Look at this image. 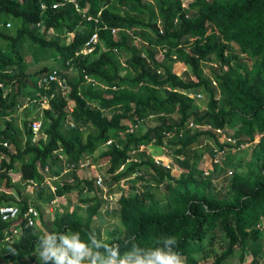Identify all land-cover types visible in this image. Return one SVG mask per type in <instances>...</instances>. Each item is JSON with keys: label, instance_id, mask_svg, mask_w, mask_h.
<instances>
[{"label": "trees", "instance_id": "16d2710c", "mask_svg": "<svg viewBox=\"0 0 264 264\" xmlns=\"http://www.w3.org/2000/svg\"><path fill=\"white\" fill-rule=\"evenodd\" d=\"M76 2L97 20L84 19L69 1L0 0V182L3 180L6 189L18 191L21 181L39 183L37 164L57 166L55 150L63 152L68 160L86 154L97 165V157H102L108 183L123 179L116 206L111 209L116 221L101 237L100 230L90 223L101 206L93 174L77 177L70 172L69 182L55 183L53 192L43 186L39 197L47 201L55 193L74 189L87 206L54 211L48 226L42 223V229L23 226L20 221L18 235L10 239L3 234L10 222L0 219V264H27L31 260V264H43L37 255V237L44 231L77 232L85 242L94 233L109 244H120L121 252L125 251L126 238L151 246L157 238L171 236L177 240L175 251L184 258V264H195L194 254H198L197 259L210 256L208 264H222L238 246L239 261L247 252L250 259L244 264H262L264 0H186L184 6L180 0ZM94 29L105 49L96 45L90 53L78 52ZM66 32L72 36L61 40ZM132 35L146 45L139 48L132 42ZM195 35L198 38H191ZM161 44L167 47V53L156 61L152 49ZM23 46L33 62L54 56V63L29 71L20 51ZM141 49L150 65L141 57ZM115 55H123V65H118ZM175 59L182 60L192 79H183L170 69ZM203 61L210 64L205 71L200 63ZM55 65H70L76 74L68 79L67 96L55 95L41 109L42 134L33 139L29 119H22L19 128L12 113L22 96H32L35 77ZM156 65L161 66L160 73L152 70ZM83 73L95 83L80 85ZM197 91L203 93L201 110L187 95ZM67 101L70 111L65 107ZM149 113L151 117H147ZM144 119L147 123L142 130L124 131L129 124ZM187 119L202 126L184 127ZM215 128H221L232 142L220 141ZM170 131L180 134L166 138L164 132ZM108 138L111 141L105 143ZM151 139L173 154L172 163L180 168L177 175L156 165L144 150L136 149L139 143ZM250 143L244 160L232 155L231 149L237 153L242 145ZM213 144L233 158L229 162L231 174H226L220 191L213 189L209 171L204 174L198 163L204 151L212 155ZM132 149H136L134 153H130ZM220 160L210 163L209 170L225 169ZM147 168L155 181L146 176ZM13 169L20 177L16 182L8 174ZM134 171L139 172L131 175ZM162 181L163 200L151 189V183ZM110 184H106L109 189ZM26 202L21 197L16 200L11 193L0 194V203H17L21 210Z\"/></svg>", "mask_w": 264, "mask_h": 264}, {"label": "built area", "instance_id": "2783aa9c", "mask_svg": "<svg viewBox=\"0 0 264 264\" xmlns=\"http://www.w3.org/2000/svg\"><path fill=\"white\" fill-rule=\"evenodd\" d=\"M63 1H69L72 3L74 9L79 10L81 13V16L84 19H90L92 18L94 21L97 20L96 17L92 16L89 13H86L84 11V8L80 7L76 0H63ZM186 0H180V5L184 6L185 5ZM58 2L54 3V5H57ZM44 5L43 3H40V7L42 8ZM98 13V11H97ZM7 24V22H6ZM110 30L114 33L115 28L112 27L110 28ZM49 33H53V31L49 28L48 29ZM67 34H71V32H66ZM191 38H198V35H195ZM190 38V39H191ZM132 41L134 42V44H136L137 41H139V38L137 36L132 35ZM96 45H98V48L100 50H104L105 47L103 46V44H101L98 40V34L97 31L94 29L90 32V34L88 35V37L86 38V40L83 42L82 47L78 50V52L84 54V53H90L93 51V49L96 47ZM155 50V54L154 57L157 59H160V57L166 52V46L161 44V45H155L154 47ZM140 55L143 56V58L147 61V57L144 55V52L140 50ZM171 57H173V55H171ZM66 69V68H64ZM156 72L159 71V68L155 69ZM63 69L60 68H53L50 69L48 71H46L45 73H42L40 75H38L35 80H34V87H33V91H32V96L27 100L28 102H33L36 104V110L37 113H40L41 109L45 106H47L48 101L50 98L54 97L55 95H60V96H64L65 93L69 90V86L67 85L66 81L62 78L61 73H62ZM83 77L86 80H90L89 77H87L86 75L83 74ZM95 83V82H94ZM211 83L214 84V81L211 80ZM186 93V92H185ZM187 95L191 98H193L194 100H198L202 94L200 91H197L195 93H187ZM66 109L67 111L71 110V103L69 101L66 102ZM152 114L149 113L147 115V117H151ZM70 123V122H69ZM72 124V123H70ZM141 125V120H138L137 123H134L132 125H128V127L124 128L125 132H135L138 129V126ZM184 127H190V128H194V127H199L200 125L193 122L191 119H187L186 121L183 122ZM29 129L32 133V138L34 139L36 136H38L37 134H42L41 132V120H40V116H36V115H32L29 117ZM216 132L221 133V129L220 128H215L214 129ZM175 132L174 131H170V132H164V136L166 138L171 137ZM225 139L227 141H232L233 139H231L230 137L226 136L224 137L223 134H221L220 140ZM109 141H111V138H108L105 143H108ZM153 142V139H151L148 144L145 143H139L137 146V150H144L145 152H148V145L151 144ZM2 144L6 145L5 141H2ZM162 150L166 149L161 146ZM136 149H132L130 151V153H134ZM56 156H57V160L61 161L62 163V167H61V172L64 171H69L71 169H76V168H80V167H89L90 169H95L96 168V163H93L91 161L90 156L86 155V154H82L81 156H78V158L76 160H68L65 158L64 154L61 153L59 150H55ZM224 155V149L223 148H217V147H212V155L209 157V163L212 162H217L220 160V157ZM181 157V155H179ZM132 158V157H130ZM134 159V158H133ZM154 161L156 163H161L164 165V167L170 168V170H175V167L170 165L169 161H161L160 158H158L157 156H154ZM98 166V165H97ZM49 167L50 164L46 163L43 166H38V171L40 173V175L42 176L41 178V182H39V184H41L42 182H48L49 178H53L55 177V173H49ZM209 169V166H204L203 167V172H207V170ZM59 170V169H58ZM9 172V170H8ZM138 172H132L131 175H136ZM227 173H230V169L227 170ZM119 180H123V179H119ZM29 183L32 184H36L37 182L33 181L32 179H28L27 180ZM92 182L94 187L96 188V195L97 197L101 200V198L104 201L103 205L105 210L110 211L112 209V207L114 206V201L116 200L115 198V192H109L107 190L106 185L103 183L102 177L100 175H98L97 173H93V178H92ZM137 185L139 184L138 182L136 183ZM51 191L53 192L54 187H51V185H49ZM123 192H126L127 190V185L125 184L123 187ZM99 191V193H98ZM121 192V190H118L116 193L119 194ZM16 200H18V198H15ZM57 199V195H54L51 199H50V203L55 202V200ZM102 206V203H101ZM39 212L38 209L33 205V203L31 202H26L25 207L21 210L20 205L17 203H0V219L1 220H8L9 223V230H7L6 228L4 229V238L5 239H10V236L16 237L18 235V228H17V224L20 223V221H22V225L23 226H36L38 225L40 219H39ZM16 225V226H15ZM33 261L31 260L30 263H32Z\"/></svg>", "mask_w": 264, "mask_h": 264}, {"label": "clouds", "instance_id": "9594fccd", "mask_svg": "<svg viewBox=\"0 0 264 264\" xmlns=\"http://www.w3.org/2000/svg\"><path fill=\"white\" fill-rule=\"evenodd\" d=\"M199 125L200 127L202 126L201 124ZM175 134L179 135L180 131H176L172 136ZM217 134L219 140L221 134H223L224 137L227 136L222 130L221 133L217 132ZM220 141L227 140L223 138ZM145 144H148V142ZM151 145L159 149L161 148L160 145L153 142L149 144L148 147ZM213 147L217 146L213 144ZM231 150L234 151V149ZM226 152L227 151L224 150V154ZM146 153L156 165H160L167 169L171 175L174 176L178 174L180 168L172 163L173 154L167 149L166 151L160 150L158 153L155 151V155L149 150ZM179 155L181 154H178L177 157L181 158ZM154 156L160 158L161 161H169L170 165L175 167V170H170V168L164 167L163 164L156 163L154 161ZM164 157L166 158L165 160L163 159ZM229 169L230 173H227ZM208 171L209 169L207 172ZM225 172L229 176L231 174V168H227ZM137 182L139 183L138 180L135 181V183ZM123 247L125 251L121 252L120 244H109L104 240L98 239L94 233L89 234L87 242L82 240L80 234L77 232L65 233L44 231L37 237V255L43 264H184V258L179 252L175 251L177 247V240L175 237L161 236L154 240L151 246H142L136 243L134 238H126L123 241Z\"/></svg>", "mask_w": 264, "mask_h": 264}, {"label": "crops", "instance_id": "0c3cea01", "mask_svg": "<svg viewBox=\"0 0 264 264\" xmlns=\"http://www.w3.org/2000/svg\"><path fill=\"white\" fill-rule=\"evenodd\" d=\"M65 36H66V34H65ZM72 36V33L70 34V36H68L69 37V39H70V37ZM135 36V35H134ZM138 37V36H137ZM101 43V42H100ZM102 44V43H101ZM114 50V49H113ZM151 50V49H150ZM155 48L154 49H152V52H153V58L156 60V61H160V60H162V58L165 56V54L167 53V47H166V52L160 57V59H157V58H155L154 57V54H155ZM113 52H116L115 50L113 51ZM144 55L147 57V61L143 58V56H141L142 58H143V60L147 63V64H149L150 62V59H149V57L144 53ZM171 55H173V54H171ZM170 55V56H171ZM150 65V64H149ZM153 67V66H152ZM53 68H60V66H57V65H55L54 67H52L51 69H53ZM156 68H159V71L158 72H156ZM60 69H63V71H62V73H61V76H62V78L66 81V83H67V85L69 86V83H68V79H73V77L75 76V70L69 65L66 69H64V68H60ZM152 69V68H151ZM170 69L174 72V73H176L177 75H179L181 78H183V79H188L187 77H186V75H189L190 73L188 72V69H187V67H186V65L182 62V60H179V59H175L174 61H172L171 62V66H170ZM50 70V69H49ZM152 70H154L156 73H160L161 71H162V68H161V66L160 65H156V66H154V68L152 69ZM48 71V70H47ZM46 72V71H45ZM45 72H43V73H45ZM42 74V73H41ZM83 74L84 75H86L87 77H89L90 78V80H86L84 77H83ZM82 74V80H81V83H80V85H84L85 83H88V82H91V83H94L95 81H94V79L92 78V77H90V76H88L86 73H83ZM40 75V74H39ZM38 76V75H37ZM36 76V77H37ZM35 77V78H36ZM192 79V78H191ZM78 89H79V87H78ZM69 91V90H68ZM67 91V92H68ZM67 92L65 93V95L64 96H60L59 95V97H66L67 96ZM202 94V96L199 98V100L200 99H203V93H201ZM25 98H26V100H25V102H23V103H20V105L19 106H17V109H16V111L14 112V113H12L13 114V116H14V118L16 119V117H15V114H18V113H20V117H19V119H17L16 120V125L19 127V128H21L22 127V119H24V118H28L29 119V117L30 116H32V115H36V116H40V114H41V111H40V113H37V110H36V104L35 103H31V102H28L27 100L30 98L29 96H24ZM48 105V104H47ZM199 110V109H198ZM22 114V115H21ZM21 118V119H20ZM1 121V120H0ZM137 131V130H136ZM38 135H40V134H38ZM36 138V137H35ZM6 142V141H5ZM6 144H7V142H6ZM230 151H232V150H230ZM61 152V151H60ZM236 151H232V155L235 153ZM61 153H63V152H61ZM64 154V153H63ZM205 154H207L206 152H203V154H202V156L204 155L205 156ZM223 157H224V155H222ZM235 156V158H237L236 157V155H234ZM233 156V157H234ZM220 158H222V157H220ZM235 158H234V160H235ZM231 160H233V158H231ZM56 163V165L58 166V169L59 170H56L55 169V167H57V166H53V165H51V163H50V167H49V173H51V169L54 171V172H52V173H55L54 175H55V177H53V178H49L48 179V182H42L41 184H39V183H36V184H32V183H29L28 181H27V185H28V189L26 188V190H24L23 192H20L19 193V191L18 190H16V188L14 189L13 187L12 188H8L7 190H5V187L3 186V184H2V182H3V180H2V182H0V194H2V191L3 192H8V193H11V194H13L14 195V197L16 198H19V197H21V198H23L24 200H26V201H28V202H34L35 204H34V206L37 208V209H39V213H40V208H41V205H45L46 206V210H48V211H50L51 212V216L48 218V219H46V220H44L43 221V219H42V217L40 218V221H39V223H38V225H36V227L37 228H43V226H42V223H44L45 224V226H48V224H49V220L51 219V217H52V215H53V213H54V211H57V210H62V209H68V210H71V209H77V210H82V209H84L85 208V206H87V202H85V201H83V200H81L80 199V195H79V193H77V191L76 190H74V189H72V190H69V191H65V192H63V193H61V194H59V195H57L56 193L54 194V195H57V199L55 200V202H53V203H50L49 201L50 200H42L40 197H39V193H38V191H39V189L41 188V187H43V186H47V187H49V185H51V187H54L55 188V183H57V184H59V185H62L63 184V181H66V182H69L70 180H71V178L70 179H68L67 178V172L68 171H64V172H61L60 170H61V167H62V163H61V161H56L55 162ZM38 164H37V169H38ZM209 167H210V164L208 165ZM79 169H81V168H79ZM82 169H84V171H83V173H78V171L76 172L77 173V177L79 176H83V175H92L93 173H97L98 175H100V176H102V178H103V183L106 185V184H110V183H108V180H109V176L108 175H106V176H104V174H106V173H99L96 169H90L89 167H84V168H82ZM75 170V169H74ZM94 170V172L93 173H91V171H93ZM225 170L226 169H224V167H222V168H219V169H217V170H215L214 169V171H210L209 170V173H208V175L210 176V179H211V183L213 184V186H216V187H218L219 185H221V184H223V183H225V181H226V172H225ZM10 171V170H9ZM39 172V171H38ZM16 173H18V172H16ZM41 178H42V176H41ZM40 182H41V179H40ZM21 183V182H20ZM71 183V182H70ZM123 183V180H117V181H115V182H112L111 184H110V189L109 188H107L108 189V191L109 192H115V198L117 199V191L118 190H120L121 188H120V185ZM124 185H125V182H124ZM106 187H108V186H106ZM7 188V187H6ZM49 190L51 191V189H50V187H49ZM54 190V189H53ZM13 192H15V193H13ZM69 192H74L77 196H75L72 200L71 199H69L68 197H66V194L67 193H69ZM101 202V201H100ZM41 204V205H40ZM116 204V202L114 201V205ZM39 205H40V207H39ZM116 206V205H115ZM102 208V209H101ZM42 209V208H41ZM45 209V208H44ZM101 211H102V214H101ZM40 216H41V214H40ZM98 216H100L101 218H102V220L104 221H102V223L100 222V223H93V218H96V217H98ZM114 215H113V210H110V211H108V210H105V209H103V207L102 206H100L99 207V210H98V212L96 213V215L91 219V225L92 226H94V227H96V228H98L99 230H100V232H101V230H105L106 228H110L111 226H112V217H113ZM98 219V218H97ZM111 221V222H110ZM27 264H31L30 263V261L27 263Z\"/></svg>", "mask_w": 264, "mask_h": 264}, {"label": "rangeland", "instance_id": "374dc122", "mask_svg": "<svg viewBox=\"0 0 264 264\" xmlns=\"http://www.w3.org/2000/svg\"><path fill=\"white\" fill-rule=\"evenodd\" d=\"M184 1V0H183ZM49 35H51L50 33H49ZM68 36H70V34H67L65 37H63V38H60L61 40H64V41H66V40H68L69 39V37ZM133 42V41H132ZM131 43V42H130ZM134 43V42H133ZM136 45L139 47V48H142V47H144L146 44L145 43H142L141 41H137L136 42ZM141 45H143V46H141ZM235 51H237V49L236 48H233ZM20 51H21V55H22V57H23V61H24V63H25V68L26 69H28L29 71H32V70H34V69H36L37 67H39L40 65H46V66H51L53 63H54V59H55V57L54 56H50V57H47L46 59H41V60H38V62H33L32 60H31V57H30V51L29 50H27L24 46L20 49ZM141 51H142V49H141ZM125 55V54H124ZM239 55V57H241V58H243L244 60H246L247 62H249V58L248 57H246V55H244L243 53H239L238 54ZM122 57H123V55H115V59L117 60V63H118V65H123V59H122ZM201 63V67H202V69L205 71V70H207L208 69V66L210 65L209 64V62L208 61H203V62H200ZM212 65H214V64H212ZM121 69H123V67H120ZM189 72V71H188ZM190 73V72H189ZM186 77L188 78V79H191L192 77H191V74H189V75H186ZM25 100H26V98L24 97V96H22V98H21V103H23V102H25ZM196 104H195V108H197V109H199V110H201L202 108H203V106H204V101L202 100H198V101H196L195 102ZM22 115V114H21ZM15 117H16V119H15V122H16V120L17 119H19V117H20V113H18V114H15ZM21 119V118H20ZM146 123H147V120L146 119H144V120H142L141 121V126L139 127L138 126V129H137V131H140V129H143L144 127H145V125H146ZM140 128V129H139ZM38 135V134H37ZM176 135V134H175ZM257 135V134H256ZM37 137V136H36ZM9 148H12V145L11 144H9V143H7L6 144ZM250 147H251V143L250 144H244V145H242L241 147H240V149H238V152L236 153H234V155H236V157H240V158H242L243 160L246 158V156H247V152H248V150L250 149ZM199 149L201 150L202 149V147H199ZM148 150L151 152V153H154L155 151L158 153L160 150H162L161 148L159 149V148H157L156 146H150L149 148H148ZM204 152H206V151H204ZM209 151H207L206 153H208ZM230 152V151H229ZM227 153L228 152H226V154H224V158H225V160L223 159H221L220 161L221 162H223V164L222 165H224L225 166V169H227V168H229V167H231L230 166V160H231V158H229V157H227ZM232 153V152H231ZM153 155H155V153L153 154ZM221 157H223V156H221ZM164 160L166 159L165 157L163 158ZM209 156L207 155V154H205V156L203 155L200 159H199V165H202V169H203V167L204 166H208L210 163H209ZM97 161H98V166L96 165V170L99 172V173H106V171H105V168H106V163L105 162H102V161H104V159L102 158V157H97V159H96ZM81 169H79V168H76L75 170H70V171H68L67 172V178L68 179H70L71 178V175H70V172H74L76 175H77V171H78V173H83V171H84V169H82V168H84V167H80ZM17 172V170L16 169H13V170H10L9 172H8V174H9V177H10V179H11V181L12 182H16V181H18V180H20V177H19V175H18V173H16ZM94 172V170L93 171H91V173H93ZM145 172V174H146V176H148L149 175V177H151L154 181L156 180V177H155V175L152 173V170L150 169V168H147V170L146 171H144ZM205 174V173H204ZM129 180V179H128ZM127 180V181H128ZM22 182V181H21ZM224 184V183H223ZM221 187H223V185L221 184V185H219L218 187H214L213 189L214 190H218V191H220L221 190ZM26 188L28 189L29 187H28V185H27V183L26 184H24V183H18V189H19V191L20 192H23L24 190H26ZM151 189L153 190V192L156 194V196H158L160 199H164V195H165V190H164V183H163V181L162 182H159V183H154V184H152L151 183ZM5 190H7L6 188H5ZM6 193V192H5ZM8 193V192H7ZM13 193H15V192H13ZM98 193H99V191H98ZM75 196H77L74 192H69V193H67L66 194V197H68L69 199H73ZM101 203H102V207H104L103 205H105L104 204V201L105 200H103L102 198H101ZM41 205V204H40ZM40 205H39V207H40ZM42 208V209H41ZM41 208H40V214H41V217H42V219H43V221L44 220H46V219H48L50 216H51V212L50 211H48V210H46V206L45 205H41ZM45 208V209H44ZM102 209V208H101ZM104 209V208H103ZM101 214H102V211H101ZM98 218V219H97ZM112 221L115 223V221H116V217L114 216V217H112ZM102 218L100 217V216H98V217H96V218H93V223H102ZM104 222V221H103ZM111 222V221H110ZM112 222V223H113ZM111 223V224H112ZM104 233H105V231L104 230H101V233H100V235H101V237L104 235ZM238 253H239V247L238 246H235V251H234V253H232L229 257H227L226 259H224V261L222 262V264H244V262L246 263V260L248 261L250 258V255L246 252L245 254H244V256H243V259H242V261H239V259H238ZM198 254H194L193 255V257H194V259L196 260V262H195V264H208L209 262H210V260H211V257L209 256V257H207V258H200V259H197L196 258V256H197ZM262 264H264V258H263V261L261 262ZM1 264H5V263H1Z\"/></svg>", "mask_w": 264, "mask_h": 264}]
</instances>
